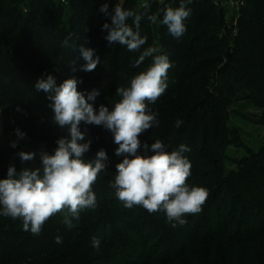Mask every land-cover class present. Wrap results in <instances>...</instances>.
<instances>
[{"label": "rangeland", "instance_id": "rangeland-1", "mask_svg": "<svg viewBox=\"0 0 264 264\" xmlns=\"http://www.w3.org/2000/svg\"><path fill=\"white\" fill-rule=\"evenodd\" d=\"M52 1L58 3L60 0ZM64 1L63 5L67 10L62 15L61 25L56 29L58 32L65 29L68 16H70L69 0ZM180 1L132 0L130 2L127 10L138 14L144 13L139 31L142 37H147V42L136 53L129 51L126 46H121L117 68H121L126 60L131 58L132 61L125 68H121L120 73L135 70L133 73L135 76L146 70L152 63L151 57L146 58L139 66L135 65V61L140 53L150 46L160 47L162 52L159 54L168 56L172 65L168 71V87L154 103L148 104L149 109L158 114L159 124L153 125L152 133H147L150 130L148 129L139 136L141 147L137 154L152 155L150 148L148 151L144 149L145 144L150 146L154 143L155 138L152 134L163 135L169 128L176 130L180 126L183 127L181 124L186 126V116L190 112H195L190 118L191 121L194 118L196 121L192 129L197 131L195 135H192V130H187L182 135L183 138L178 139L170 133L173 138L162 139V142L165 150L169 152L176 150L180 144H185L190 148V151L184 154L191 163V176L188 178V184L203 187L209 193L202 206V211L195 215H187L185 225L173 228L167 222L163 211L150 214L141 206L125 208L124 204L116 198L115 190L110 187L116 175V165L122 162L124 155L115 154L119 146L114 143L113 134L102 126L92 125L93 129L86 132V140L91 139L92 141L89 151L93 152V157L96 158L97 152L104 150L107 160L104 161L106 168L93 185L97 198L96 207L82 209L76 223L90 227V224L95 226L100 222L103 226H99L98 232L104 234L106 240L113 238L115 245H119L118 250L136 256L138 261H142L139 264L150 260V256L157 262L167 260L177 264H193L198 259L203 261L209 258L219 262L220 260L226 261L232 250L230 242L249 236L251 231H264V92L257 87L258 82H263L264 78L257 75L253 68L246 67L237 58L229 61L225 57L227 49L233 47V39L239 34V18L242 11L236 12L221 6L224 12L223 25L217 29L214 39L208 42L212 47L215 44L216 46L210 49V52L201 54L195 59V56L190 55V51L194 49V39L197 33L202 30L201 26L193 27L194 23L199 20L198 16L196 15L192 20L189 30H187L188 23L185 21L186 32L179 39L174 38L168 32L167 27L160 23L163 18V9L177 8L180 6ZM145 2L150 6L147 10L142 7ZM123 3L124 0H113L112 4L107 3L109 13H113L116 4L123 6ZM152 14L157 15L155 23L147 19V16ZM127 23L131 25L132 18H129ZM101 24L103 26L104 23ZM38 27L44 29L42 26L38 25ZM28 31L31 32L30 29ZM36 31L38 29L32 33L35 34ZM105 31L107 35V30ZM246 33L249 32L245 31ZM244 42H247V39H244ZM117 44L108 42L109 50ZM202 44L203 42L197 48V52H202ZM246 56L248 53L244 50L239 53L238 58L243 59ZM107 71L110 72V77L101 81L88 77L87 84L83 85L79 80L78 90L85 96L93 90L98 91L99 95L95 101L99 103V106L104 104L111 110L121 97L113 93L110 85L112 73L115 71L111 68ZM223 75L242 78L246 86L244 85L242 91L236 96L225 97L221 91L227 85L223 81ZM121 86L128 87L127 85ZM243 96L248 98L245 99ZM222 105L225 119L220 118ZM99 106L96 108L98 109ZM176 119L182 121L179 127L176 126ZM38 120L45 121L44 118L36 121ZM22 126L24 124L3 131L10 138H18L16 133L18 129L25 134L23 138L29 141L37 151L54 154L57 143L55 146L41 145L37 142V134L25 132ZM85 128V125L81 123V131ZM68 136L67 129L61 130L58 126L57 131L50 135V140L56 142L59 138ZM6 144L14 152V156L6 163V166L8 169L14 167L18 173L21 170L18 166L23 165L24 162L21 161L16 148ZM128 158L132 157L129 155ZM213 177H217V182L207 183ZM62 214L65 215V213ZM149 220L151 223L148 222ZM118 221L128 224L130 222L129 225L134 226L145 223L142 234L149 239L147 247L142 248L138 246V243L133 244L137 241V236L130 231L121 230ZM154 224L160 226V233L154 229L151 233L147 231V225L152 228ZM222 231L227 235L224 241L215 238ZM208 239H214V241L204 242ZM243 249H246V245ZM242 250L240 251L243 253L244 250ZM239 253H236V258Z\"/></svg>", "mask_w": 264, "mask_h": 264}, {"label": "trees", "instance_id": "trees-1", "mask_svg": "<svg viewBox=\"0 0 264 264\" xmlns=\"http://www.w3.org/2000/svg\"><path fill=\"white\" fill-rule=\"evenodd\" d=\"M131 1L124 0L123 7L126 10ZM112 2L113 0H69L70 16H68L65 29L58 32L56 29L61 25L62 15L67 10L61 0L58 3L52 0H26L25 2L24 0H0L1 130L12 129L19 124H24L21 128L27 133H36L39 144L56 145V142L50 140V135L58 129V126L52 122L53 112L48 107L50 101L47 99L46 93L36 91L34 88L35 81L39 78L53 75L59 85L65 79L75 77L85 85L88 82V77H94L97 81L109 78L110 72L107 69L111 68L115 71L112 73L110 84L113 93L121 85H130L135 70L123 73L119 71L132 60L128 58L121 68H117L122 45L117 44L112 50H109L108 41L105 39L106 31L102 29L101 23H110L111 17L110 15L106 16L99 9L101 5L112 4ZM187 7L192 9L190 17L186 20L187 30L190 29V24L196 15L199 20L194 23L193 27H202L194 39V49L190 51V55L195 56L196 59L197 56L206 54L210 52V49L215 48L216 44L212 47L208 42L214 39L217 29L222 27L224 12L221 6L215 5L210 0H192L190 4H187ZM240 10L242 11L239 18L240 30L238 36L233 39V52L228 60L232 61L237 58L246 67L253 68L257 75L264 78V0H245ZM41 20L43 21L41 22ZM38 25L44 29L39 28ZM29 29L31 32L28 31ZM35 29L38 31L33 34L32 31ZM245 31L249 33L245 34ZM70 34L71 39L68 46H63L64 40ZM47 37L48 40H46ZM51 38H55V40H51ZM244 39H247V42H244ZM182 41L184 42V40ZM202 42V52H197L196 50ZM81 45L94 49L95 56L100 58V64L94 71L80 70V67L86 63L79 51ZM225 46L227 47V44ZM244 50L247 51L248 56L243 59L238 58L239 53ZM80 60L82 62L79 63ZM71 61H74V64H71ZM200 61L198 62L200 63ZM222 78L224 83H227L221 90L225 97L236 96L245 85L242 78L238 79L229 75H223ZM257 87L264 92V80L258 82ZM243 98L248 97L243 96ZM98 106L99 103L95 101L94 107ZM17 108L20 111H17ZM222 109L223 105L221 111ZM194 114L195 112L188 113L186 126L181 124L183 127L180 126L176 130L169 128L163 135L152 134L155 138L154 142L173 137L183 138L182 135L185 131L194 129L196 125L195 118L190 120ZM40 118H44L45 121H36ZM220 118H226L224 111ZM177 120L179 119H176L175 122ZM82 124L86 127L82 132L86 133L93 129L92 125H86L83 122ZM152 132V129L147 131V133ZM170 133L173 137L170 136ZM196 133L197 131L192 130V135ZM92 153L88 151L85 159L95 160ZM13 156L14 152L10 150L6 142L0 139V179L7 178L6 163ZM18 167L33 170L37 168L27 164ZM216 178L213 177L207 183L215 184ZM0 211H2V206H0ZM133 216L135 217V215ZM63 219L62 213L56 214L43 225L39 235H33L30 231L23 230L20 219L14 220L11 217L0 215V264H139L140 260L138 261L136 256L119 251V245H115L116 242L113 238L106 240L104 234L98 232L99 226H103L100 222L95 226L90 224L89 227V225H78L76 218L69 217L73 225L69 228L63 223ZM148 222L151 223V220ZM129 224L118 221L121 230L130 231L137 236V241H134L133 244L138 243V246L146 248L149 239L145 234H142L145 223L140 225L142 227ZM152 229L160 233L159 225L154 224L152 228L147 225L149 233ZM263 234V230L251 231L249 236L234 239L233 242H230L232 250L226 261L220 260L219 262L209 258L203 261L198 259L193 264H264ZM57 236L62 238V243L55 242ZM93 237L100 240L99 249L93 247ZM226 237L224 231L215 236L221 241L226 240ZM163 241L165 240L163 239ZM213 241L214 239H208L204 242ZM245 245L246 249L243 251L242 248ZM238 252L240 253L236 258ZM151 257L143 264H177L167 260L157 262L155 258Z\"/></svg>", "mask_w": 264, "mask_h": 264}, {"label": "clouds", "instance_id": "clouds-1", "mask_svg": "<svg viewBox=\"0 0 264 264\" xmlns=\"http://www.w3.org/2000/svg\"><path fill=\"white\" fill-rule=\"evenodd\" d=\"M191 2L181 0L179 7L163 9L160 23L176 39L186 32L185 21L192 11L187 4ZM142 7L147 10L150 6L145 2ZM99 11L111 17V24L104 23L102 26L103 30H107L105 39L110 44L118 43L134 52L146 44L147 37H142L139 31L144 13L138 14L116 4L110 14L107 3L101 5ZM129 18H132L131 25L127 23ZM147 19L155 23L157 15H148ZM70 39L71 34L64 40L63 46H68ZM79 51L86 61L80 70L94 71L100 64L95 50L81 45ZM161 52L160 47L150 46L140 53L135 65L139 66L149 57L152 58L151 65L133 76L128 87H117L115 93L121 99L111 110L104 104L98 109L94 107L99 92L93 90L85 96L78 90L80 81L75 77L65 79L59 85L53 75L35 81V90L46 93L50 101L48 107L53 112L52 122L61 130L67 129L69 136L56 141L58 146L54 154L40 153L41 167L34 170L24 168L18 173L14 167H9L7 178L0 179V215L20 219L24 231L39 235L43 225L58 213H65L63 223L71 228L73 225L69 217L78 219L82 209L96 207L93 185L106 168L104 161L107 154L100 150L95 160L85 159L92 141L86 140V133L81 131L82 122L110 131L114 143L119 146L115 154L124 155L122 162L116 165V175L110 187L125 208L141 206L150 214L163 211L173 228L185 225L187 215L202 211L209 193L203 187L188 184L191 163L184 155L190 151L188 146L180 144L176 150L169 152L162 141L156 140L150 146L144 145L145 151L150 148L152 155L137 154L141 147L139 136L159 124L158 114L152 112L148 104L154 103L168 87V71L172 65L166 54H159ZM17 111L20 109L17 108ZM181 123L177 120L176 126ZM16 133L20 138L25 135L18 129ZM12 147L16 144L13 143ZM18 155L21 161H30L36 153L21 151ZM129 155L132 158H128ZM55 242L62 243V238L57 236ZM92 243L99 249L98 238L93 237Z\"/></svg>", "mask_w": 264, "mask_h": 264}, {"label": "built area", "instance_id": "built-area-1", "mask_svg": "<svg viewBox=\"0 0 264 264\" xmlns=\"http://www.w3.org/2000/svg\"><path fill=\"white\" fill-rule=\"evenodd\" d=\"M216 5L225 6L228 7L236 12L240 10V8L243 6L245 0H210ZM62 3H64V0H61ZM0 139L4 142L10 144L12 146L13 143L16 144V151L18 154L23 152H34L36 153V156L33 160L30 161H23L24 164L36 166L37 168L41 167V160H40V153L35 148L32 147V145L27 141L25 138H10L8 137L3 130L0 129Z\"/></svg>", "mask_w": 264, "mask_h": 264}, {"label": "water", "instance_id": "water-1", "mask_svg": "<svg viewBox=\"0 0 264 264\" xmlns=\"http://www.w3.org/2000/svg\"><path fill=\"white\" fill-rule=\"evenodd\" d=\"M233 52V47H229L225 53V57L228 59L230 58L231 54Z\"/></svg>", "mask_w": 264, "mask_h": 264}]
</instances>
